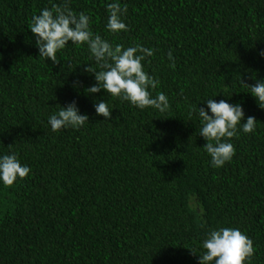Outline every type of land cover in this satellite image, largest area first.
I'll use <instances>...</instances> for the list:
<instances>
[{
	"label": "trees",
	"instance_id": "obj_1",
	"mask_svg": "<svg viewBox=\"0 0 264 264\" xmlns=\"http://www.w3.org/2000/svg\"><path fill=\"white\" fill-rule=\"evenodd\" d=\"M111 2L128 9L117 35L105 30ZM53 4L89 15L110 44L153 50L142 63L168 110L88 94L86 45L69 41L55 64L40 58L28 24ZM261 51L264 0H0V155L30 169L0 185V264H199L220 227L250 238L249 264H264V109L242 86L264 81ZM207 99L256 120L228 141L234 156L221 168L202 150ZM100 100L108 120L95 114ZM73 101L88 121L52 132L48 117Z\"/></svg>",
	"mask_w": 264,
	"mask_h": 264
},
{
	"label": "clouds",
	"instance_id": "obj_2",
	"mask_svg": "<svg viewBox=\"0 0 264 264\" xmlns=\"http://www.w3.org/2000/svg\"><path fill=\"white\" fill-rule=\"evenodd\" d=\"M106 10L105 30L109 34L117 35L128 30L123 20L128 10L126 5L122 7L118 2H111L106 5ZM28 28L35 38L39 57L50 59L53 64L58 63L57 53L65 49L69 41L77 48L86 45L93 64L85 71L93 74L96 81L95 85L86 89L88 94L104 90L112 98L126 101L140 110L151 108L160 113L168 110L166 95L157 92L153 96L149 91L155 90L160 81L149 75L142 63L153 55V50L140 44L126 48L110 44L91 31L89 15L84 12L74 14L66 5L58 7L53 4L51 9H41L38 15L31 17ZM259 55L264 57V51ZM168 60L171 61L169 67L174 69L171 52L168 53ZM242 86L249 88L248 93L256 99L258 107L264 109V81ZM205 102L206 109L198 108L197 113L201 124L199 135L207 141L202 150L210 157L211 167L221 168L234 156V147L228 141L238 137L239 132L254 133L256 120L249 116L244 121L240 104L213 99ZM93 107L96 115L103 116L105 120L111 118L112 110L103 100L94 103ZM86 121L88 116L80 114L75 101L48 117L52 132L68 128L79 130ZM29 173V167L22 166L16 154L0 155V185L3 187L13 186L14 182L23 180ZM200 247L203 252L199 255V264H249L254 255L252 240L237 228L210 230Z\"/></svg>",
	"mask_w": 264,
	"mask_h": 264
}]
</instances>
